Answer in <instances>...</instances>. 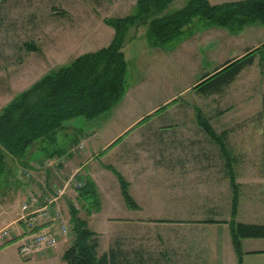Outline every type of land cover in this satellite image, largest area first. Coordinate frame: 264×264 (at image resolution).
<instances>
[{
    "label": "rangeland",
    "instance_id": "obj_1",
    "mask_svg": "<svg viewBox=\"0 0 264 264\" xmlns=\"http://www.w3.org/2000/svg\"><path fill=\"white\" fill-rule=\"evenodd\" d=\"M187 1L174 0L168 11L181 8ZM136 4V0H1L0 110L51 69L110 44L115 28L106 19L133 13ZM147 28L148 24L135 25L127 34L123 47L128 61L124 97L104 114L92 119L84 115L73 117L65 121V127L70 137L93 129L107 135L135 115L158 106L143 120L154 117L150 123L153 127L166 123L171 129L165 133L167 137L188 142L178 146V152L183 156L194 154L196 159L187 161V171L180 172L179 185L177 177L153 181L159 195L166 199L164 210L132 212V216L153 217L152 222L157 223L124 236L137 238L129 246L144 253L143 264H211L212 245L208 241L212 233L205 229L197 231L193 223L213 219L230 222L234 218L244 223L264 224V63H260L261 55L257 53L253 64L244 67L231 83L218 91L203 93L195 86L207 72L214 71L247 45L264 42V24L247 25L235 32L209 25L197 16L170 42L157 48L149 42ZM199 112L217 133L226 132V145L239 185L235 216L234 187L227 157L202 126ZM65 132L58 131V142L49 141L47 145L66 144ZM122 138L123 135L119 136L113 144ZM118 182L117 186L111 184L112 194L126 202ZM104 215L103 212L101 216ZM125 215L131 214L121 210L115 216ZM110 224L101 217L90 223L94 230L101 232L99 252L118 230ZM223 236L219 237L218 264H229L233 246ZM136 260V264L141 263Z\"/></svg>",
    "mask_w": 264,
    "mask_h": 264
},
{
    "label": "trees",
    "instance_id": "obj_2",
    "mask_svg": "<svg viewBox=\"0 0 264 264\" xmlns=\"http://www.w3.org/2000/svg\"><path fill=\"white\" fill-rule=\"evenodd\" d=\"M136 2L133 13L106 19V22L115 28L110 44L95 51L82 53L66 64L51 69L31 86L15 95L10 103L0 110V182L8 168L9 157L24 158L36 142H54L58 130L64 128L65 121L80 115L89 119L100 116L113 109L124 97L127 90L128 61L123 47L128 40L129 30L135 25L148 24V36L152 45L159 46L170 42L197 16L206 20L209 25L227 27L235 32H240L247 25L264 24V0H239L216 4H212L210 0H188L181 8L169 11L173 0ZM31 46L35 48V45ZM257 53L261 55L260 63L263 64L264 42L241 57L230 59L217 71L207 73L196 84L195 89L203 93L218 91L222 86L231 83L244 67L253 64ZM198 116L202 126L216 139L227 157L231 184L234 187L235 216L239 185L235 180L233 162L226 145V132L217 133L200 112ZM117 174L121 180L125 201L129 206L138 207L128 189V181L119 172ZM84 179L85 184L79 189L81 203L87 206L89 212L98 210L102 202L96 181L89 177ZM73 211L74 239L64 253L68 264H115L107 253L98 254L99 240L95 231L88 226L86 219L77 215V208H73ZM230 220V232L238 255V264H243L242 238L264 236V224L244 223L234 218Z\"/></svg>",
    "mask_w": 264,
    "mask_h": 264
},
{
    "label": "crops",
    "instance_id": "obj_3",
    "mask_svg": "<svg viewBox=\"0 0 264 264\" xmlns=\"http://www.w3.org/2000/svg\"><path fill=\"white\" fill-rule=\"evenodd\" d=\"M227 1L239 0H210L212 4ZM146 35H148V28ZM149 42L151 43V40ZM261 42L263 41L247 45L241 52L230 56L218 68L230 59L241 57L242 54L253 49ZM218 68H215L214 71ZM156 109H158V106L146 113L142 112L135 115L132 120L127 121L122 127L119 126L116 131L107 135L104 133L105 136L93 129L91 132H86V134H72V137H70L71 135L67 133V126L65 127L66 124H64V128L58 131L66 130L65 134L68 135L66 136L68 137L66 144L61 145L59 143L58 147H53L47 145L49 142L42 140L36 142L24 158L9 157L8 168L5 170L0 182V229L8 226L13 229L17 236L27 232L29 229L18 217L22 207L21 203L26 200L29 194L53 189L55 186L60 185L63 176L79 170L81 178L89 177L96 181L100 198L103 197L101 199L102 204L100 209L89 212L87 206L81 203L80 191L74 187L68 188L60 200L63 215H65L68 223L73 227V208L78 209L77 215L86 219L88 226L97 217H101L102 221L106 223L111 222L110 225L118 228V230L113 236L110 235L108 244L102 252H99L98 249L101 242V232L90 226L97 233L99 240L98 254L107 253L111 262L115 264H136V258L143 264L145 262L144 253L129 246L137 238L127 236L129 239L125 236L129 231L131 233L132 230L138 228H151L157 222H152L155 221L153 217L132 216V212H152L154 209L155 211H163L166 199L159 195L156 189L158 186L153 181L177 177L178 183L182 176L180 172L186 169L187 161L189 163L193 158L196 159L194 154L187 153L183 156L178 152V146L187 145L188 142L177 137H167L165 133L171 129L166 127V123L153 127L154 125L150 123L154 117H150L151 119L147 121L143 120L144 117L151 114V111ZM122 135L123 138L113 144ZM54 142L57 143V139ZM77 142L83 143L84 148L79 152L72 153L70 149ZM55 156L65 158L64 162L56 166L52 160ZM189 166L191 169V164ZM113 167L119 170L128 181V189L137 201L138 207L129 206L127 201L123 202L121 197L117 198L116 195L112 194L111 184L117 186V181H119V190L122 194L121 181ZM28 170L32 171L30 177L26 174ZM121 210L131 215L115 216L119 215ZM103 212L105 215L101 216ZM46 225H48V221H44L41 226ZM193 225L196 226L197 231L201 232L202 229H205L206 232L212 233L208 241L212 245L209 254L212 257L211 264H218L221 258L218 244L220 234H223V238H227L228 242L232 243L229 220L227 219L224 222L213 219L207 221V223H193ZM73 237V231L69 235H62L61 241L56 246L44 248L28 258H24L18 252V241L0 239V264H68L64 258V253L72 244ZM241 243L243 264H264V236L244 237ZM230 245L229 243L228 246ZM231 246L233 247L230 251L229 264H238V255L237 257L235 255L234 243Z\"/></svg>",
    "mask_w": 264,
    "mask_h": 264
},
{
    "label": "built area",
    "instance_id": "obj_4",
    "mask_svg": "<svg viewBox=\"0 0 264 264\" xmlns=\"http://www.w3.org/2000/svg\"><path fill=\"white\" fill-rule=\"evenodd\" d=\"M83 148L84 145L77 143L70 151L75 153ZM52 160L56 166H59L65 158L55 156ZM26 174L30 177L32 171L28 170ZM61 180L60 185L41 193H31L21 203L18 217L29 229L27 232L17 236L8 226L0 229V239L18 241V252L24 258L31 257L44 248L56 246L61 241L62 235H69L73 231V227L63 215L60 200L68 188L74 187L79 190L86 180L80 177L79 170L63 176ZM44 221H48V225L41 226Z\"/></svg>",
    "mask_w": 264,
    "mask_h": 264
}]
</instances>
